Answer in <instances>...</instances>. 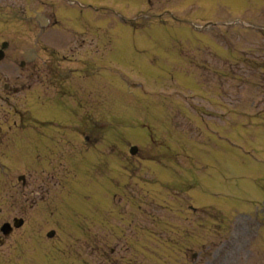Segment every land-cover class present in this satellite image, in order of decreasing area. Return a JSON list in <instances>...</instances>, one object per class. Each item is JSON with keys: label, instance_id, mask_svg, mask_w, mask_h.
Here are the masks:
<instances>
[{"label": "rangeland", "instance_id": "1", "mask_svg": "<svg viewBox=\"0 0 264 264\" xmlns=\"http://www.w3.org/2000/svg\"><path fill=\"white\" fill-rule=\"evenodd\" d=\"M197 1L198 0H170L167 4H165V7L167 6L173 11L177 10V12H174V14L178 16L179 18L187 17L188 19L198 23L199 25H202L204 22L210 19H222V18L233 19L236 17H240L244 20H247L255 26L264 25V11L259 12L260 8L264 6V0H254L255 3L253 4V7L239 6L237 4L231 3L230 0H207V1H210L209 3L212 4V6L217 5V8L210 9V10H199L198 9L199 7H195V5L199 4L197 3ZM203 1H206V0H203ZM8 2H13V4L16 7H18V9H16L13 15L12 14L10 15V17H12L10 21L9 19H5L0 23V32L7 35L8 36L7 38L11 37L14 39V42L12 43L13 46L10 50L12 53V51L21 50L23 47L24 48L32 47L35 44L36 39L38 38L37 37L38 27L34 23V20H33L34 12L26 11L19 15L18 10H20L21 8L19 6H22V4L24 5L32 4L30 0H8ZM143 4H144V1L142 0H136V4H135V0H117V8H121V9H126L125 6L139 8ZM181 4H182V7H181ZM221 5H223V7H221ZM232 5H236L238 7L234 9L236 10V12H231L233 8L229 6H232ZM162 9L163 8H160L157 11H161ZM119 12L123 13V11H119ZM128 12L129 11H127V14ZM129 14L132 15L131 12ZM172 22L173 21L171 19H168L167 21L168 25L165 26L168 30V33L167 32L165 33L168 34L167 39L171 38V44L169 43L166 44L164 48H165V51H169L170 53L171 49L181 47L179 49V52L181 54H177V52L176 53L171 52L173 53L172 55H174V57H168V54L163 55V57L160 58L162 60V66L160 68L168 76L173 73L172 80L174 81L168 80V81L161 82L162 78H159V76H151L149 79L156 84V87L152 86L151 83H148L153 90L162 92L163 96L168 97V94H171V97L175 96V98L169 99L170 101L169 103H167L169 108L164 109L163 108L164 103L163 101H160V100L151 101L152 103L148 101L149 103L147 106L146 104L144 105L143 102H136L137 98H134L133 96H130V95H124L125 93L123 92V86L120 82L118 83L117 79H113L110 76H107L108 75L107 72H104V73H101L99 76L90 79V82L100 81V87H99L100 93L102 89L103 91H105V105L106 106L110 105L107 108L103 105L102 109H104L105 116L114 117L116 122L120 124L134 125V127H136L135 129H140L141 127L138 124L139 121L134 119V117L135 116L137 117L138 114H141L142 118L146 117V119L150 123L155 125L156 122L154 120V117L157 115L158 113L157 111H160L163 108L162 112H165V110L168 111V110L174 109L177 105H179L181 116L178 117V119H180L183 125L185 123H188L190 126H193L191 128H193L194 130H198V132H200L203 129L201 120L211 119V118H207V115L210 112L209 108L207 106L204 107L203 106L204 102H201V100L198 97L199 92H198L197 86L194 83L190 85L185 84L186 82L185 78L188 79L189 76H191L189 72L190 70H193L194 68L193 66L187 63L188 60L185 58L193 57L196 54L195 50L198 49L199 47H201V49L204 52L208 50L207 47H209V50L211 52L213 49H216L219 56H223V52L218 46L214 45L208 37L196 39V35L188 33L187 26L174 25L175 23H172ZM66 26L67 24L64 25V27ZM117 29H118L117 31L118 32L120 31V32H119V37L116 38L117 42L113 41V44H115L117 47L113 49L112 53L109 56V59L111 60V65L113 67H117V65H119L122 62L121 64L123 66L122 68L125 70V73L127 75L129 74L128 76L130 77L143 78L140 76H148L150 74H153L155 72V68H154V65L150 63L151 57L148 56L147 53H145L146 51L144 50L139 53V52H134L133 49L131 48V44L134 38L136 41H138L139 43L143 45H148V44L144 42L143 40H141L139 36L133 37L132 31L127 26L120 27V25L117 24ZM219 30L222 32H225L224 31L225 29L223 28L222 29L219 28ZM230 30L231 29H226V31L232 32V33L236 31L242 32L241 29H232L231 31ZM59 32L61 31L57 30V32H54V31L52 32L47 31L46 33L44 32L43 34L40 35L41 40L42 41L44 40L50 44L58 43L61 40L60 38H62L63 36V33L59 34ZM159 32L161 31H158V32L153 31L152 33L156 34L157 36ZM147 33L150 34L148 31ZM152 36L155 37L154 35ZM56 37L57 39L54 40ZM98 39L101 42L105 41L104 37H100V38L97 37V40ZM261 42L264 44V42L261 40L258 41V40H254L253 38L249 37L248 39L247 38L244 39V41H239L238 48L248 49V48L257 46ZM93 50L94 48L90 46L89 51L92 52ZM261 51L264 52V49ZM151 53H154V52H151ZM154 54H156L157 56L160 55L158 53H154ZM183 54H187V55H183ZM107 58H108L107 53H101L100 59L101 61H103V63L109 62ZM127 60H134L135 62H137L138 64L137 69L140 74H137L138 72L136 70H133V71L130 70V67L134 64ZM179 60H183V63L187 66L188 69L186 71H184L181 68L182 63L179 64L178 63ZM10 61H11V57L8 56L5 61L0 63V73L4 69H9L11 71L13 68H16V65L11 66ZM69 66H72V64H69ZM159 83H162L163 87H160L161 84ZM119 85H121V92L123 93L124 99L123 97L120 96L122 94L119 91ZM248 92H249V88H246V89H243L241 92L238 91V95L242 98V97H245L248 94ZM172 93L174 94L176 93V94L174 95ZM189 95H195L194 99H192L189 105L191 104V106H193L196 111L189 108L188 103L184 100L185 96H189ZM224 100L228 102L231 100L235 104L238 99L235 96H233L232 98H228V99L224 98ZM140 103H142L143 105H140ZM117 112L120 113V118L122 119V121L117 120ZM125 117H127L128 120H125ZM164 122L166 123V121ZM200 127L202 129H200ZM142 131H136V134H140V136H138V138L136 139H130L127 135H125V139H123L124 141L123 149L127 151V146H125V144L134 143V142L137 145L142 144L143 147L148 146L147 143L140 140L142 136L144 135V133L146 132V130L144 129ZM250 135H251V129L247 126L245 128L244 141L243 143L242 141L240 142L241 146L243 144L245 148L251 150L256 155L263 156L262 153L255 152V148L251 147V144L249 142ZM114 136H115V133L112 132L110 134V137L114 138ZM252 136L256 137L255 131L252 132ZM74 138L77 140L76 136H74ZM212 146H213V143H209V145L205 146L204 148H207V151H209L212 148ZM221 147L223 151L225 152V154L231 156L230 164H226L225 162H222L221 167L223 169L219 167L220 171L218 172L220 173L217 174L213 172V175L211 178H212V181L215 179H218L224 182L226 187L221 190H213V189L206 190V192L203 193V196L200 193H197V195H199L201 199L202 198L205 199V201H209L211 203L221 205L223 204V201L226 198V196H223V195H226V194L228 195L229 193L232 195H238L240 197H244L248 199L250 197L256 196L257 194H260L261 192L260 193L257 192L256 185H254L253 187L251 184H248L247 181L240 182V180L235 179V176L240 171L251 170V172H249L245 176L246 177L245 179H248L254 182L252 176L255 177L256 173H259L264 176V166L259 165L260 168H258L254 164L239 160L234 150L232 148L229 149V146L225 143H222ZM19 159L20 157H17V156L14 157V161H19ZM211 159L212 158H210L209 160ZM257 159L261 161L259 158ZM117 164H118L117 157L112 156L109 160V165L107 164V166L110 167V169L107 168V171H110V173L112 174L114 173L117 174V170H118ZM250 164H251V168H250ZM120 165L124 167L126 164L121 161ZM139 167L141 171L149 172L151 170L154 174L158 173V176L160 177L161 171L158 168V166L153 162L143 163ZM212 167L214 169V164L212 165ZM208 168L211 169L210 167ZM224 169H228V170H224ZM29 170L30 169L23 170L20 167V164L16 165L14 164L13 161L10 162V169H9V177L11 179L10 186L18 185L16 181V175L22 172H25L28 176V179H30L31 186L28 188V191H30V194L36 191L34 189L36 185L39 186L38 191L39 189H41V193L36 191L37 198H35L36 200L35 207H32V205L28 206V202L26 203L27 218L32 220V218L35 217L36 221L34 223L29 221L28 227H26L25 239H24V245H25L24 255H25L26 260L24 264H38V263L44 264L43 259H41L39 255L41 248H42V252H44L47 250L51 251V248H54V247H58V248L64 247L66 245V240H67V246H68L67 249L72 250L73 253L67 252V253H64L63 255L61 254V258L65 259L62 261L74 262V264H83L85 259L84 261H82V259L80 258V255L83 253L89 255L91 253L90 246L95 245V244L93 242L91 244L84 242L83 239H81V236L83 233L76 231L72 227H67L66 229L62 230L63 226L62 227L58 226V223L56 220L57 215L56 214L52 215V212H57L55 210L56 208L58 209L62 208L60 211L64 213L65 216L67 215L70 217L71 210L78 207L77 204L76 203L72 204L71 201H69L70 204H65L67 203V201L65 200L64 204L60 207L58 204L59 203L58 199L60 198V195L62 193V188L58 189L59 187H55L53 190L51 187H49L46 191V186L41 185V183L38 182L39 178H37V174L32 175V178L34 179L30 178L31 175L29 173L31 171ZM221 173H224L225 175H222ZM72 181H75V179ZM80 186L81 184H79L78 187H74V188L79 190ZM1 192L2 190L0 189V193ZM8 194H9L8 202L10 205L11 204L10 198L14 196L17 200V193L12 192V190L9 189ZM261 195L263 196V194ZM40 197L42 199H45V201L38 200V198ZM53 198H55L54 201L52 202L54 203V205L50 207L51 209H49L48 207L45 208L46 203L49 200L52 201ZM28 199H30V197H28ZM67 200H71V199H67ZM0 202H1V199H0ZM129 203L126 204V207L128 208L131 207L132 209L131 200L129 201ZM225 203L227 205L232 203L234 206L238 204L236 201H233V200H226ZM104 206H105V209H107L106 201H105ZM136 207L138 206H133L134 209ZM10 212L13 213L14 211L11 209ZM122 213L125 214L127 212H122ZM34 214H39L41 216L40 217L41 219H37V216H35ZM111 217L114 218V220H117V213L113 212ZM146 218L147 217H145L144 219ZM65 223H69V222L65 221ZM119 223L120 224L125 223L124 218L119 220ZM34 224L38 226H36L35 228H32ZM90 225H95V224H90ZM50 229L56 230V236L53 239H47L45 236V233ZM169 231L173 234L172 230H169ZM166 232L167 231H164V233ZM263 234H264V231L263 233L261 232L259 233V237L261 238H259L257 241L256 240L255 241H244L245 238L243 239V237L241 238L237 237L236 245L238 246H236L235 248L234 247L233 248L222 247L219 249L217 248L216 249L217 258L221 260L223 257H227V256L229 257V260H222L221 264H264ZM66 235H68V238L66 237ZM135 235H137L140 244L143 245V244L151 243L149 241L145 242L143 240V237L139 236L138 232H136ZM97 237L98 236L94 237L95 239L93 241L97 242L98 240ZM252 239H254V237H252ZM82 244L86 245L87 247L83 249L84 246ZM37 246H40L38 250H37ZM110 248H114V247H110ZM193 248L196 249L198 247L194 246ZM60 250L64 252V249H60ZM194 251H198V250H194ZM10 253L12 256V252ZM143 261L144 263H148V260L145 258L143 259ZM21 263L22 262H15L13 264H21ZM183 263L193 264L191 262H188V260ZM196 263H198V261ZM45 264H49V263H45ZM56 264H62V263L58 261ZM93 264H103V262L93 263ZM104 264H107V263L105 262Z\"/></svg>", "mask_w": 264, "mask_h": 264}]
</instances>
